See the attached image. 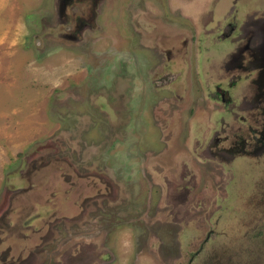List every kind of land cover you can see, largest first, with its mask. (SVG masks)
I'll use <instances>...</instances> for the list:
<instances>
[{
	"label": "rangeland",
	"instance_id": "1",
	"mask_svg": "<svg viewBox=\"0 0 264 264\" xmlns=\"http://www.w3.org/2000/svg\"><path fill=\"white\" fill-rule=\"evenodd\" d=\"M217 1L0 0V264H264V102L218 34L264 0Z\"/></svg>",
	"mask_w": 264,
	"mask_h": 264
},
{
	"label": "flooded vegetation",
	"instance_id": "2",
	"mask_svg": "<svg viewBox=\"0 0 264 264\" xmlns=\"http://www.w3.org/2000/svg\"><path fill=\"white\" fill-rule=\"evenodd\" d=\"M65 1L69 2L70 0ZM94 1L95 0H91V3L94 4ZM228 3V0L217 1L214 4L213 14L215 13L218 15L220 11H222V9L228 5ZM253 6H255V3H249L248 0H244L241 1V3L235 5L234 9H239L240 7H244V9H247ZM235 18L237 19V16L235 11H233L231 14H229L224 23L221 24L220 29L218 30V34L219 36L231 37L233 40L238 38V41L243 42V44L241 45V43H239L238 45L233 47V50H230V52L227 54L226 60L223 63V72H219V74L222 73L223 82H225L226 80L227 82H229L231 80V82H229L228 84L230 86L233 85V87H235L237 83H241L243 79L250 77V79L247 80L254 85V95L250 101L252 103L259 100L264 102V16H262V20L258 23H245L240 27V31H238L239 22L236 21ZM217 20L218 19L215 18V21ZM218 23L219 20L214 26L218 27ZM251 26H253V28L249 30L248 27ZM207 30L210 32L211 28ZM215 35L217 36L216 33ZM252 40H255V43H257L255 47H252L253 50L249 48ZM228 51L229 49L226 52ZM211 74L217 75L218 72L213 71ZM251 74H254V76L251 77ZM235 76L236 79L233 80ZM214 82V86L219 88L218 80H215ZM218 95L222 101L231 99L227 92H222ZM262 111L264 113V106L262 107ZM244 142L245 141L242 140L237 142L239 147L238 149H242L244 147ZM257 149H264V144L262 143V146L258 145L255 148V151H257ZM233 151L235 150L231 148L230 152ZM253 151L254 149L252 150V152Z\"/></svg>",
	"mask_w": 264,
	"mask_h": 264
}]
</instances>
